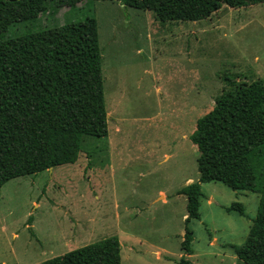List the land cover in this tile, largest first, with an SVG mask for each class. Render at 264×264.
<instances>
[{"label": "rangeland", "instance_id": "374dc122", "mask_svg": "<svg viewBox=\"0 0 264 264\" xmlns=\"http://www.w3.org/2000/svg\"><path fill=\"white\" fill-rule=\"evenodd\" d=\"M79 6H83L80 4ZM15 24L7 38L95 17L108 113L107 137H85L75 164L9 181L0 190V264H42L118 237L122 264H238L261 195L201 184V219L187 222L184 187L198 183L190 136L230 80L264 81V3L227 6L199 22L91 2ZM234 203L245 215L228 211ZM194 234L190 256L182 242ZM159 252V253H158Z\"/></svg>", "mask_w": 264, "mask_h": 264}, {"label": "trees", "instance_id": "16d2710c", "mask_svg": "<svg viewBox=\"0 0 264 264\" xmlns=\"http://www.w3.org/2000/svg\"><path fill=\"white\" fill-rule=\"evenodd\" d=\"M117 2L153 11L162 22H199L223 6L241 9L264 0H0V190L9 181L75 164L85 137H107L108 113L99 25L95 17L7 38L15 24H36L53 10ZM82 4L83 6H79ZM81 8V9H82ZM190 136L199 152L198 183L187 197V222L201 219V184L220 182L261 195L248 239L233 246L238 264H264V81L230 80ZM245 215L244 206L227 209ZM193 232L182 242L194 253ZM42 264H122L118 237L107 238ZM179 264H194L186 256Z\"/></svg>", "mask_w": 264, "mask_h": 264}, {"label": "crops", "instance_id": "0c3cea01", "mask_svg": "<svg viewBox=\"0 0 264 264\" xmlns=\"http://www.w3.org/2000/svg\"><path fill=\"white\" fill-rule=\"evenodd\" d=\"M159 253V252H158Z\"/></svg>", "mask_w": 264, "mask_h": 264}]
</instances>
